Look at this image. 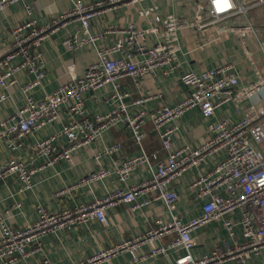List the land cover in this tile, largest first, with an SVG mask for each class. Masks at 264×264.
<instances>
[{"label":"built area","instance_id":"2783aa9c","mask_svg":"<svg viewBox=\"0 0 264 264\" xmlns=\"http://www.w3.org/2000/svg\"><path fill=\"white\" fill-rule=\"evenodd\" d=\"M16 1L23 3V0H3L0 5ZM71 1L72 9L69 12L44 25L31 17V6L24 5L28 18L13 28L9 51L0 53V88L7 90L13 86L20 71L32 76L31 82L24 86V105L11 117L0 119L1 145L10 152H18L26 137L59 119L61 108L67 109L70 115V121L59 132L32 146V155L28 160L11 159L1 165L0 181L13 179L20 183L21 192L31 190L35 173L62 160L70 161L75 151L90 145L118 124L128 128L140 153L123 161L114 170L102 168L90 173L73 187L89 185L113 174L125 183L137 169L145 165H149L150 177L127 188H116L104 198L92 202L56 211L38 205L37 220L22 228H13L0 217V264L25 262L42 250V238L47 234L70 231L91 221L106 224V211L109 208L125 205L137 211L154 200H161L165 204L171 214L169 220L159 218L145 234L118 246L102 249L78 264H99L122 252H130L134 260L139 262L149 257L165 256L174 250L181 252L174 264H225L230 261L247 264L253 257L260 258L264 263V106L235 122H210L209 138L198 148L186 146L179 150L171 149V138L178 131V120L188 109L198 108L209 119L218 108L234 100V90L240 86V76L235 66L226 64L201 72L184 71L180 76L182 84L188 89L184 100L156 110L141 109L130 114L128 106L122 102L128 96L120 90L122 79L129 78L139 86L148 75H156L160 71L164 76H170L178 70L175 61L178 50L161 44L147 46V31L131 23L123 31L124 37L115 45L97 50L96 61L81 76L71 78L53 93L36 99L31 92L42 84L46 76L40 47L56 28L69 20L78 21L80 28L64 44L71 50L83 49L113 32L110 29L93 34L90 21L95 15L120 3H134L133 0L96 3ZM261 6H264V0H207L204 14H199L191 26L202 29L238 16L247 18L251 10ZM163 26L169 34V31L179 28V22L169 17ZM247 33L256 35L250 20H246V27L239 31L242 36ZM262 52L264 54L263 46ZM113 53L118 55L110 57ZM106 83L114 87V94L106 102L118 100L121 103L105 114L90 116L86 111L85 96ZM260 89L264 90V80L248 89L244 88L242 96L247 98ZM155 98L154 95H148L134 101V105H142ZM6 99L5 94L0 95V101ZM147 121L152 123L153 130L167 152L166 157L156 164H152L143 145ZM60 138L67 140L65 148H59L57 141ZM120 150V144L106 146L96 159L99 160L103 155H116ZM214 154H221L222 158L209 173L191 184L195 198L204 200L201 214L184 221L173 213L178 195L172 184L190 168ZM38 160L42 162L38 164ZM73 187L56 191L54 197H62ZM146 194L151 197L139 199V196ZM213 222L222 223L227 239L209 253L195 255L193 231ZM238 229L240 232H237ZM170 234L176 235L171 243H159ZM143 245H150V250L147 254L138 255V248Z\"/></svg>","mask_w":264,"mask_h":264},{"label":"crops","instance_id":"0c3cea01","mask_svg":"<svg viewBox=\"0 0 264 264\" xmlns=\"http://www.w3.org/2000/svg\"><path fill=\"white\" fill-rule=\"evenodd\" d=\"M3 0H0V2ZM96 3L105 0H83ZM134 3H120L114 8L102 10L90 21V31L99 34L112 29L103 39L95 44H89L83 49L71 50L64 41L72 36L80 23L75 20L66 21L50 34L40 47L42 63L46 76L42 84L31 94L36 99L53 93L60 85L71 78L81 76L87 67L96 61L97 50L111 48L124 37V30L131 23H135L141 30L147 31L146 45H166L177 49L175 61L178 70L170 76H164L160 71L156 75H148L139 86L129 78L121 80V92L128 96L123 99L130 114L141 109L156 110L161 106L175 105L184 100L188 89L182 84V72L193 70L205 71L210 68L232 64L240 76V86L234 90V100L218 108L215 114L207 119L198 108L188 109L178 120V131L172 135L171 149L179 150L184 147L198 148L208 140V124L214 121L228 120L235 122L245 114H252L253 110L264 106V90L260 89L245 98L242 96L244 88H250L264 80V6L255 13L249 12L247 18L238 16L223 21L219 25L206 26L202 29L191 26L199 14L207 7V0H133ZM31 6L32 18L38 24L44 25L61 17L72 9L71 0H23L0 5V53H6L11 46V32L14 27L25 22L28 18L25 6ZM252 11V10H251ZM174 17L179 22L176 31H167L163 22ZM246 20H250L255 27L256 35L239 31L246 27ZM113 53L110 57H116ZM17 82L7 90L0 88V95L7 99L0 101V119L11 117L17 109L25 103L24 86L31 82L32 76L28 72L20 71L16 76ZM114 94V87L106 83L94 92L85 96L86 111L90 116H98L109 112L121 102L113 100L106 102ZM148 95L157 98L142 105H134V101ZM70 121L67 109H60V117L44 128L26 137L18 152H10L0 144V166L11 159L28 160L32 155V146L39 140L59 132L64 124ZM146 139L144 149L149 154L152 164L163 160L167 152L153 130L151 122L144 127ZM59 148L67 146V140L60 138ZM120 144L121 150L113 156L99 155L106 146ZM140 148L132 139L131 133L124 124L102 134L96 141L72 154L71 160H62L54 166L44 168L35 173L33 188L20 191V183L13 179L0 181V217L11 227L22 228L38 218L37 206L41 205L49 211H56L63 207L74 206L79 203L92 202L104 198L116 188H127L150 177L149 165L137 169L124 183L113 174L103 180L89 185L75 186L90 173L102 168L114 170L123 161L137 156ZM222 158L221 154H214L190 168L180 178L173 182L172 188L178 195L175 203L174 215L184 221L198 217L202 211L204 200H197L194 189L191 188L198 178L206 175ZM42 161L38 160V164ZM66 187H73L60 198L54 193ZM151 197L146 194L139 199ZM107 223L91 221L67 231L60 230L47 234L42 238V250L33 254L28 260L20 264H78L92 257L98 251L114 246L145 234L159 218L169 220L171 214L161 200L151 201L147 206L132 211L128 206L120 205L106 211ZM237 218V216H236ZM240 232V229L237 230ZM193 238L196 242L195 255L209 253L227 239V232L221 222H213L194 230ZM175 234L167 235L162 244L171 243ZM158 243V244H159ZM150 250V245L138 248L137 254L144 255ZM180 251H171L162 257H152L136 262L130 252H122L109 261L99 264H174ZM225 264H236L233 261ZM247 264H264L260 258L253 257Z\"/></svg>","mask_w":264,"mask_h":264},{"label":"rangeland","instance_id":"374dc122","mask_svg":"<svg viewBox=\"0 0 264 264\" xmlns=\"http://www.w3.org/2000/svg\"><path fill=\"white\" fill-rule=\"evenodd\" d=\"M257 11H259V9H253L252 11H250V12H252V17H253V19H255V13L257 12ZM257 20L255 19V22H256ZM260 24V23H259ZM257 22L255 23V26H258L259 25Z\"/></svg>","mask_w":264,"mask_h":264}]
</instances>
